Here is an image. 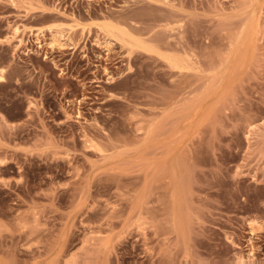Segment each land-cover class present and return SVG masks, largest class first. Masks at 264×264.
<instances>
[{
	"label": "rangeland",
	"instance_id": "1",
	"mask_svg": "<svg viewBox=\"0 0 264 264\" xmlns=\"http://www.w3.org/2000/svg\"><path fill=\"white\" fill-rule=\"evenodd\" d=\"M0 264H264V0H0Z\"/></svg>",
	"mask_w": 264,
	"mask_h": 264
},
{
	"label": "bare ground",
	"instance_id": "2",
	"mask_svg": "<svg viewBox=\"0 0 264 264\" xmlns=\"http://www.w3.org/2000/svg\"><path fill=\"white\" fill-rule=\"evenodd\" d=\"M15 32L19 33V32H20V31H19V28H18V30H15Z\"/></svg>",
	"mask_w": 264,
	"mask_h": 264
}]
</instances>
